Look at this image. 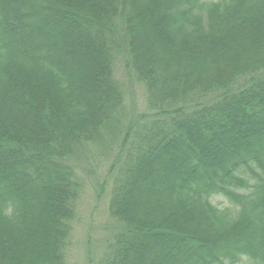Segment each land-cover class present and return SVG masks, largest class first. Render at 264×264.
<instances>
[{
    "label": "trees",
    "instance_id": "obj_1",
    "mask_svg": "<svg viewBox=\"0 0 264 264\" xmlns=\"http://www.w3.org/2000/svg\"><path fill=\"white\" fill-rule=\"evenodd\" d=\"M96 156L97 264H264V0H0V264H69Z\"/></svg>",
    "mask_w": 264,
    "mask_h": 264
},
{
    "label": "rangeland",
    "instance_id": "obj_2",
    "mask_svg": "<svg viewBox=\"0 0 264 264\" xmlns=\"http://www.w3.org/2000/svg\"><path fill=\"white\" fill-rule=\"evenodd\" d=\"M217 1V0H207ZM123 64L117 66V79L125 83L127 95L128 112L134 118L147 110L146 94L140 84L130 78L123 69ZM95 160L97 161L95 163ZM82 163L79 168V177L83 182V191L78 206V217L74 224V235L72 238V248L69 251V264H97L103 256L105 243L109 241L118 230V224L110 218L109 201L112 182L105 183L111 160L105 158H93ZM95 164V165H94ZM93 165L95 169L92 170ZM85 169L86 171H83ZM106 186L105 191L100 185ZM223 199H216L221 207L226 206ZM241 264H252L249 260Z\"/></svg>",
    "mask_w": 264,
    "mask_h": 264
}]
</instances>
